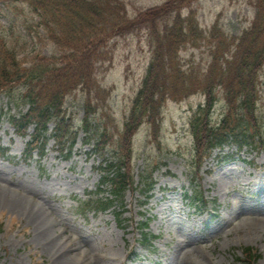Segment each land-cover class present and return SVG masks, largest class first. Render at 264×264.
I'll use <instances>...</instances> for the list:
<instances>
[{"label": "rangeland", "instance_id": "rangeland-1", "mask_svg": "<svg viewBox=\"0 0 264 264\" xmlns=\"http://www.w3.org/2000/svg\"><path fill=\"white\" fill-rule=\"evenodd\" d=\"M163 1L126 0L131 11ZM191 8L196 9L195 16L203 29H211L219 20L231 35L242 32L254 18L251 0H195L187 7ZM188 13L184 10L185 15ZM9 21V17H2L0 25ZM145 26L138 22L133 34L113 39L106 70L100 69L98 80L90 81L86 90L94 108L106 118L108 132L104 138L109 144L104 156L91 145L83 144L87 137L81 130L69 153L58 149L54 139H50L42 158L36 151L26 157L29 137L17 133L4 114L9 108L19 112L20 106H10L8 94L0 93V146L9 149L7 154H0V188L8 190L10 186L29 195L23 198L57 220L45 241L37 215L30 209L6 205V195L0 197V264H245L236 261L235 256H242L246 246H252L259 254L257 264H264V145L240 150L227 144L203 161L199 174L194 166L191 121L198 105L208 100L206 88L220 87L215 94L213 121L227 114L234 116L235 111L243 113L244 108H238L246 103L237 97L241 86L235 84V73L224 72L220 61L215 63V69L209 68L210 34H203L197 47L190 45L182 50V71L171 70L167 61L158 62L159 78L170 87V93L159 97V103L156 95L148 99L143 95L138 103H148L151 113L148 111L137 125L138 120L129 117L152 56ZM14 30L17 26L2 31L13 36ZM33 30L29 38L23 37L26 52L52 53L51 46L38 44ZM81 68L74 74L89 77L87 70ZM255 83L258 100L252 107L256 114L250 123H245L248 132L254 134L257 126L264 131V66ZM66 89L71 87L53 84L49 90L53 93ZM73 97L67 109L78 126L85 113L84 98L80 93ZM157 115L161 117L158 123ZM136 125L130 166L136 182L149 170L157 184L149 200L138 188L126 192L120 203L124 222H120L112 210L98 211L92 205L93 200L110 197L112 192L111 185L98 189V165L103 157L117 150L122 152L121 147L128 148L127 135ZM53 127L51 123L50 133ZM192 186L204 192L208 204L196 208L188 201L185 192L191 193ZM257 189L262 192L256 193ZM82 201L88 203L86 209L78 206ZM147 218L151 232L160 236L150 251L139 242L140 223ZM66 255L71 257V263L65 261Z\"/></svg>", "mask_w": 264, "mask_h": 264}, {"label": "trees", "instance_id": "trees-1", "mask_svg": "<svg viewBox=\"0 0 264 264\" xmlns=\"http://www.w3.org/2000/svg\"><path fill=\"white\" fill-rule=\"evenodd\" d=\"M187 1L190 0H171L160 6L131 12L125 0H0L1 4L12 9L16 15L21 11L20 7H28L38 19L36 22H24V29L29 32L34 27L40 40L56 48L51 56L37 52L33 56L20 57L19 54L25 51L24 42L18 39L15 41L12 39L11 42L0 36V90H11L3 87L17 80L25 85L26 93L22 95L24 101L39 103L43 99L44 103L48 102L47 108L55 109L60 104L59 93L54 91L47 96L41 95L46 81L50 80L60 86H71V79L75 80L77 77L73 71H77L83 67L80 65L85 64L86 70L90 73L100 49L104 51L110 39L133 31L140 22L149 30L150 42L157 46L156 51L162 53L153 58L149 66L150 70L144 83V86L148 83L145 95L149 97L156 92L159 93L158 98L165 97L170 93L168 90L170 87L159 78L158 62L167 61L171 70L179 69L177 67L179 46L182 43L197 46L199 37L205 34L197 26L194 11L186 17L182 15L180 8ZM256 5V20L239 38L240 42L235 49L237 58L234 61L226 59L231 44L227 42L219 22L213 26L209 41L213 57L210 68L215 69V63L220 61V68L225 69L224 72L235 73V83L249 84L239 92L242 102L246 103L248 117L254 111L252 104L254 106L256 103L253 81L264 62V45H259L260 36L264 33V0H256ZM226 36L228 37L227 34ZM237 37L233 36L232 40ZM223 56L227 67L222 66ZM206 90L212 101L211 104L209 101L207 107L200 106L197 109L195 126L200 127L198 134L200 140L209 148L216 146L224 137L228 139L230 132L234 133V129L242 130L243 123L234 124V121L229 122V118H225L222 126L212 125L210 111L214 91L213 87ZM158 98L157 103L160 102ZM32 112L30 110L18 118L17 124L25 128L28 120H34L35 115ZM239 120H243V117ZM126 186L127 180L124 179L121 187L125 190ZM253 255L251 248L246 247L245 256Z\"/></svg>", "mask_w": 264, "mask_h": 264}, {"label": "bare ground", "instance_id": "bare-ground-1", "mask_svg": "<svg viewBox=\"0 0 264 264\" xmlns=\"http://www.w3.org/2000/svg\"><path fill=\"white\" fill-rule=\"evenodd\" d=\"M8 190H4L0 188V197H3L6 195L5 202L6 205H12L16 207L22 208V210L25 209H30V213H34L35 215L38 216L40 220V227L42 228V232L40 233L41 237L46 241L47 237H50L49 229L50 227L54 226L56 224L55 221L57 220H52L46 210L41 208L39 205L33 203L32 201L28 200V198H23V196H29L25 195L22 192L16 190L15 188H12L10 186L7 187ZM70 255V254H69ZM71 257L65 256V261L67 263H71L69 261Z\"/></svg>", "mask_w": 264, "mask_h": 264}]
</instances>
